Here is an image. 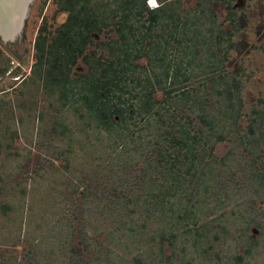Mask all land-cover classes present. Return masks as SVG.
I'll return each mask as SVG.
<instances>
[{
    "label": "trees",
    "instance_id": "1",
    "mask_svg": "<svg viewBox=\"0 0 264 264\" xmlns=\"http://www.w3.org/2000/svg\"><path fill=\"white\" fill-rule=\"evenodd\" d=\"M148 1L54 0L67 17L40 26L30 80L49 107L78 117L50 129L62 140L53 155L76 179L53 167L62 186H42L41 198L33 186L6 193L0 173V210L30 243L25 258L0 264H264V97L247 111L245 74L229 69L241 0ZM80 61L86 72L75 71ZM25 96L18 108L37 104ZM7 110L0 154L16 148L13 124L26 129L23 116L5 121Z\"/></svg>",
    "mask_w": 264,
    "mask_h": 264
},
{
    "label": "rangeland",
    "instance_id": "2",
    "mask_svg": "<svg viewBox=\"0 0 264 264\" xmlns=\"http://www.w3.org/2000/svg\"><path fill=\"white\" fill-rule=\"evenodd\" d=\"M183 2L186 7L197 6V0H184ZM235 6L242 28L235 35L236 47L230 54L229 69L242 68L245 74L244 95L246 97V108L247 111H250L259 98L264 97V49L262 47L264 42V0H241L235 2ZM216 9L218 20L224 21L225 26L230 28L231 24L227 19L226 7L222 3H218ZM66 17L67 13L57 11V5L54 0H33L29 6L26 22L23 27L24 31H22L23 34H27L29 42L28 59L22 71L19 74H13L15 78L6 74L0 80V108L2 107L3 110L8 108L7 114L9 116H11V110H14V116L12 117H6L4 114L5 121H8L12 125L13 121L23 116L25 119L24 126L26 127V129H23L18 122L13 124L19 130V137L15 140L16 148L13 147L9 150H5L4 147L1 148L0 173L3 174L5 179L4 184L8 187L6 193H10V190L17 192L19 186H33L36 188L37 193L40 192L41 198H44L45 193L41 190L42 186H62L60 174L58 170L52 172L53 167L60 168L61 172H66L71 178L73 177L71 176L72 173L70 174L65 170L62 158L56 160V155H53L54 151L56 152L58 148H61L60 141L62 140L55 136L51 137L50 129L55 120L59 117L61 118L63 115L70 117L74 121H77L78 117L70 109L58 108L57 110V107L53 105L49 107V102L42 91V87H39L37 83L30 80L31 69L35 62L34 45L40 26L43 23H47L49 29L53 31L64 22ZM101 39L106 40V34H103ZM75 71L86 72L87 66L83 61H80V65L75 68ZM21 73H23L21 78L16 79ZM24 92H26V102H30L28 96L31 94L33 96L31 99L36 100L37 104L30 102L28 109L22 110L18 108V101L21 100ZM159 96L161 97L162 94L159 93ZM29 106L34 107L35 110H30ZM39 112L44 114V121L41 127L38 118ZM2 124L0 122V140L2 139L3 141L8 134L4 127H2ZM81 125L85 126L82 123ZM144 133L146 134V132ZM90 136V142H92L94 140V133L91 132ZM229 150V143L218 144L216 148V152L220 156L225 155ZM90 152L91 150L80 152L77 156L78 164ZM50 162H53L55 166H50ZM86 166L83 165L77 168V171L85 170ZM48 175L49 179H47ZM77 180L80 181L78 178ZM4 200L9 201V199L0 196V207ZM27 200V198L16 199L13 203L16 205L20 201L25 206ZM43 203L42 201L40 204ZM261 206L264 210V203H261ZM21 215L24 216L23 226L25 228L26 208L18 212V218ZM214 216V214L209 215L206 218V222H211ZM14 217V213L7 216L3 215V212L0 210V257L3 258L4 262H10L14 258H25L26 249L29 248L27 246L30 245V243L18 239L16 226H13L8 221L9 218ZM24 231L25 229L22 230V232ZM5 239H8L9 242H5ZM230 241L233 246L238 245V241L233 237H231ZM14 242L17 245H14ZM219 250H223V246H220ZM261 262H264V260L262 259Z\"/></svg>",
    "mask_w": 264,
    "mask_h": 264
},
{
    "label": "flooded vegetation",
    "instance_id": "3",
    "mask_svg": "<svg viewBox=\"0 0 264 264\" xmlns=\"http://www.w3.org/2000/svg\"><path fill=\"white\" fill-rule=\"evenodd\" d=\"M23 27L21 32L18 33L14 39L5 40L0 35V80L3 79L6 74L15 78L13 74H19L28 59L29 42L27 34L22 33V31H24ZM22 75L23 73H21L19 77H16V79H20Z\"/></svg>",
    "mask_w": 264,
    "mask_h": 264
},
{
    "label": "water",
    "instance_id": "4",
    "mask_svg": "<svg viewBox=\"0 0 264 264\" xmlns=\"http://www.w3.org/2000/svg\"><path fill=\"white\" fill-rule=\"evenodd\" d=\"M33 0H0V35L14 39L26 22L29 6Z\"/></svg>",
    "mask_w": 264,
    "mask_h": 264
},
{
    "label": "snow or ice",
    "instance_id": "5",
    "mask_svg": "<svg viewBox=\"0 0 264 264\" xmlns=\"http://www.w3.org/2000/svg\"><path fill=\"white\" fill-rule=\"evenodd\" d=\"M149 3H150L151 5H153V6H155V5H156V0H149Z\"/></svg>",
    "mask_w": 264,
    "mask_h": 264
},
{
    "label": "built area",
    "instance_id": "6",
    "mask_svg": "<svg viewBox=\"0 0 264 264\" xmlns=\"http://www.w3.org/2000/svg\"><path fill=\"white\" fill-rule=\"evenodd\" d=\"M149 4H150V3H149ZM157 5H158V3H156V5H155V6H157ZM150 6H152V7H155V6L151 5V4H150Z\"/></svg>",
    "mask_w": 264,
    "mask_h": 264
}]
</instances>
